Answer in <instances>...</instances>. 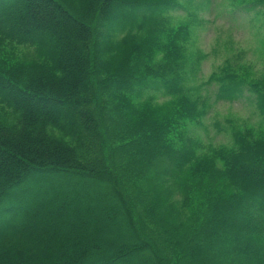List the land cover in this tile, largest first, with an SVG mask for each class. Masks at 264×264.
I'll list each match as a JSON object with an SVG mask.
<instances>
[{"label": "trees", "instance_id": "trees-1", "mask_svg": "<svg viewBox=\"0 0 264 264\" xmlns=\"http://www.w3.org/2000/svg\"><path fill=\"white\" fill-rule=\"evenodd\" d=\"M183 7L0 0V264H264V123L195 132L213 101ZM246 72L206 82L264 121Z\"/></svg>", "mask_w": 264, "mask_h": 264}, {"label": "rangeland", "instance_id": "rangeland-1", "mask_svg": "<svg viewBox=\"0 0 264 264\" xmlns=\"http://www.w3.org/2000/svg\"><path fill=\"white\" fill-rule=\"evenodd\" d=\"M252 1L179 0L184 7L173 12L177 22L187 19L190 12L198 18L194 46L204 51L206 58L197 83L201 92L211 97L213 107L194 129L207 145L232 142V120L241 127L264 123L254 95L236 101L216 100L218 84L206 82L227 59L247 69L248 77L264 75V12ZM18 53L25 55L20 49Z\"/></svg>", "mask_w": 264, "mask_h": 264}]
</instances>
